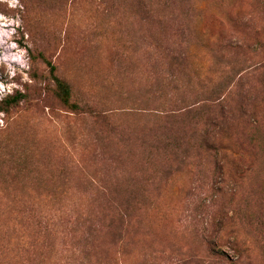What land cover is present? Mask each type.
Listing matches in <instances>:
<instances>
[{
    "label": "rangeland",
    "instance_id": "374dc122",
    "mask_svg": "<svg viewBox=\"0 0 264 264\" xmlns=\"http://www.w3.org/2000/svg\"><path fill=\"white\" fill-rule=\"evenodd\" d=\"M0 264H264V0H0Z\"/></svg>",
    "mask_w": 264,
    "mask_h": 264
},
{
    "label": "trees",
    "instance_id": "16d2710c",
    "mask_svg": "<svg viewBox=\"0 0 264 264\" xmlns=\"http://www.w3.org/2000/svg\"><path fill=\"white\" fill-rule=\"evenodd\" d=\"M181 63L182 61H180V64ZM54 69L55 68L52 65V70ZM55 81L60 97L64 102L68 103L71 96L69 85L59 77H55ZM238 94L242 98V103L236 112L230 108V104L228 103L226 96H218L212 99V102L207 106V110L210 114L208 122L209 129L202 137V143L206 150L213 152L215 155L224 154L230 148L228 145H226L224 139L221 136L227 128L228 119L231 117L234 118L236 113L242 117L248 116L249 114V110L246 108L245 104V100L248 99L249 92L244 93V87H240ZM119 229L121 230L122 228ZM119 233H121V231H119Z\"/></svg>",
    "mask_w": 264,
    "mask_h": 264
}]
</instances>
